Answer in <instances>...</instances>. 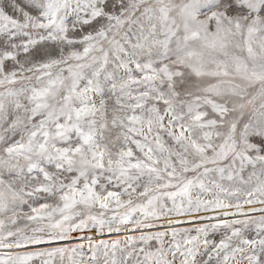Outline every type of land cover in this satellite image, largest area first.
<instances>
[{"label":"snow or ice","instance_id":"1","mask_svg":"<svg viewBox=\"0 0 264 264\" xmlns=\"http://www.w3.org/2000/svg\"><path fill=\"white\" fill-rule=\"evenodd\" d=\"M0 264H264V0H0Z\"/></svg>","mask_w":264,"mask_h":264}]
</instances>
